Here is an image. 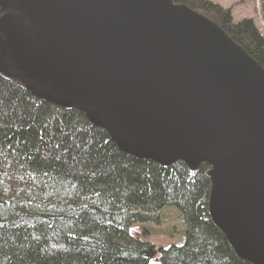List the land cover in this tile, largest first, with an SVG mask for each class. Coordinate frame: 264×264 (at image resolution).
Here are the masks:
<instances>
[{"label": "water", "instance_id": "obj_1", "mask_svg": "<svg viewBox=\"0 0 264 264\" xmlns=\"http://www.w3.org/2000/svg\"><path fill=\"white\" fill-rule=\"evenodd\" d=\"M0 72L123 153L206 165L213 223L264 264V68L215 22L172 0H0Z\"/></svg>", "mask_w": 264, "mask_h": 264}, {"label": "trees", "instance_id": "obj_2", "mask_svg": "<svg viewBox=\"0 0 264 264\" xmlns=\"http://www.w3.org/2000/svg\"><path fill=\"white\" fill-rule=\"evenodd\" d=\"M172 1L215 22L264 68V35L252 19L235 23L231 9L209 0ZM208 170L123 153L82 112L0 72V264H149L157 254L161 264H251L210 217ZM128 216L181 230L184 243L158 253L121 244L118 221Z\"/></svg>", "mask_w": 264, "mask_h": 264}, {"label": "rangeland", "instance_id": "obj_3", "mask_svg": "<svg viewBox=\"0 0 264 264\" xmlns=\"http://www.w3.org/2000/svg\"><path fill=\"white\" fill-rule=\"evenodd\" d=\"M220 4L224 8H231L235 23L245 18H251L264 35V0H209ZM173 215V214H172ZM169 223L179 225L176 216L167 219ZM171 220L172 222H170ZM124 227V233L117 238V241L129 246H153L155 251L160 248H167L171 245L180 246L184 243L185 233L181 230L169 228H150L139 217H124L118 221ZM150 264H161L158 256L150 260Z\"/></svg>", "mask_w": 264, "mask_h": 264}]
</instances>
